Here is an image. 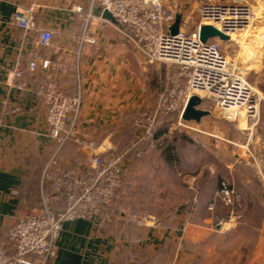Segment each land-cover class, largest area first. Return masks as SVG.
Instances as JSON below:
<instances>
[{"label": "crops", "instance_id": "1", "mask_svg": "<svg viewBox=\"0 0 264 264\" xmlns=\"http://www.w3.org/2000/svg\"><path fill=\"white\" fill-rule=\"evenodd\" d=\"M32 4L38 7L39 27L56 31L51 45L40 52L42 58L66 69L39 66V77L26 76L24 87H19L11 70L20 54L25 59L33 53L38 34L21 28L15 11ZM89 4L90 0H0L1 237L17 215L41 204L42 171L58 145L49 134L47 107L39 93L44 82L53 78L72 94L80 88L83 106L77 131L114 149L135 144V109L150 101L153 84H158L159 92L164 88L161 68L165 66L151 68L114 21L104 17L101 6H94L90 19L73 11ZM83 36L95 42L81 41ZM158 137L157 133L155 139ZM140 143L149 180L174 177L177 184H183L181 177L187 173L188 184L176 186V203L155 211L135 206L137 213L157 218L155 224L141 225L122 212L132 207L126 206L129 200L136 202L134 193L128 192L122 211L104 228L85 219L66 222L49 264H264V208L255 219L246 205L250 201L251 208L256 207L264 186L254 184L252 175L233 171L245 150L236 153L233 146H172L165 156L166 146ZM85 159L86 152L73 141L61 149L62 165L77 166ZM129 166L130 162H125L127 175ZM227 177L237 183L247 209L244 220L221 225L219 221L228 217L227 211L222 212L224 205L217 202L214 208L209 207L219 181ZM147 199L152 201V195ZM136 238H141L142 244H135Z\"/></svg>", "mask_w": 264, "mask_h": 264}, {"label": "built area", "instance_id": "2", "mask_svg": "<svg viewBox=\"0 0 264 264\" xmlns=\"http://www.w3.org/2000/svg\"><path fill=\"white\" fill-rule=\"evenodd\" d=\"M95 5L111 12L116 29L137 46L148 62L166 65L168 85L160 90L155 107L140 108L135 114L133 126L138 132L135 144L152 142L157 129L171 113H178V124L183 125L181 114L190 95L197 92L212 99L226 112L227 119L240 120L242 116L247 125H258L261 105L252 85L221 50L217 38L203 42L199 35L201 24H212L229 35L230 40H235L236 35L251 37L260 20L251 4L243 0L203 2L200 21L194 31H189L190 17L186 11L173 9L165 0H90L88 8L80 5L73 11L84 13L90 19ZM37 11L34 4L18 7L15 11L17 24L27 33L38 34L33 53L25 59L20 54L11 70L12 80L17 81L19 87H24L26 76L39 77V66L44 70L50 67L66 69L65 65L42 58L40 52L51 45L56 31L39 27ZM177 12H182L183 19L179 32L171 34L169 28ZM84 40L95 42L91 37L83 36L81 41ZM39 93L47 107L49 134L58 145L42 171L41 204L17 215L12 226L0 237V264H49L66 222L85 219L94 222L99 229L104 228L113 219L111 206L127 193L125 162L130 160L129 150H115L77 131L83 106L82 90L68 93L51 78L40 86ZM68 141L84 150L86 159L77 166H58L61 149ZM135 155L141 156V151ZM2 160L0 154V174ZM262 164L264 160L257 163L258 174L264 182ZM217 202L229 209L228 220H220V224L239 221L243 198L227 180L221 181L209 208H214ZM123 212L141 225L157 223L155 216L137 213L131 207ZM142 241L141 238L133 240L135 244H142Z\"/></svg>", "mask_w": 264, "mask_h": 264}, {"label": "rangeland", "instance_id": "3", "mask_svg": "<svg viewBox=\"0 0 264 264\" xmlns=\"http://www.w3.org/2000/svg\"><path fill=\"white\" fill-rule=\"evenodd\" d=\"M166 3L173 9L185 10L189 19V31H194L198 26L200 21V8L203 2L206 1H217V0H165ZM248 2L256 10L258 16L260 17L259 22L257 23V28L255 33L252 32L251 37H238L236 35L235 40L221 41L219 40L220 48L230 60L232 64H235L237 71L243 74L250 84L253 87L255 95L260 99V121L256 127H251L244 122L243 117L238 119H227L225 117L226 112L217 107L212 99L205 95V93H198L203 97L201 104L202 108L208 109L211 111V115L203 117L200 123L195 121H184L183 125L178 124V118L173 116L168 123H163L157 130L156 134L160 135L159 139H154L153 144L157 146H168L165 147V156L171 151L170 147L172 146H233L236 153H240L241 150H245V154L241 157L240 162L237 163L235 170L242 175H252L254 178V184H262L260 175L258 174V165L259 160H264V0H243ZM234 35L232 36V39ZM146 60V59H145ZM148 62V61H147ZM151 68L157 65L159 67H166L165 64H156L151 63ZM157 69V72L161 71L162 74L166 72V68ZM164 80V81H163ZM164 87L168 85L166 78L162 79ZM158 84L152 85L151 99L145 105H142L135 109L134 115L136 112L143 107L153 108L156 105L159 88ZM134 120V119H133ZM132 120V124H133ZM134 127V126H133ZM135 133L136 129L134 127ZM160 130V131H159ZM160 132V134H159ZM133 136L131 137V139ZM130 139V140H131ZM134 139V138H133ZM242 146V147H241ZM129 146H118L115 150L126 151ZM164 156V157H165ZM160 158L161 156L158 155ZM130 166L128 169L129 174L126 173L125 187L127 193L130 192L132 198L136 199V202H132L128 199V204L126 206H135L140 207V209L155 211L158 210L161 206H173L177 199L178 195L176 191L177 185H186L188 184V178L183 174L184 183H176L177 179L172 177L170 179L158 180V178L149 180L148 177H145L144 174V157H130L129 158ZM232 159L234 155L232 154ZM257 161V162H256ZM264 168V164H262ZM244 170V171H243ZM243 172V173H242ZM235 175V174H234ZM233 175V176H234ZM162 176V175H157ZM170 177V175H169ZM231 177H227L222 180H227L230 182L238 191L237 183L233 182ZM235 178V176H234ZM233 178V179H234ZM179 179V177H178ZM167 180V181H166ZM182 181V179L180 180ZM221 181H219L221 183ZM183 186V187H184ZM220 186V184L218 185ZM179 192V191H178ZM152 195L153 200L147 199ZM128 196V195H127ZM126 196V198H127ZM146 196V199L144 198ZM130 197V195L128 196ZM156 198V199H155ZM244 200V199H243ZM140 201V202H139ZM248 201L246 204L249 207V210H252L253 217L256 219L259 216L260 208H264V193L257 197L256 207L251 208L253 204ZM222 203V202H221ZM222 205H224L222 203ZM246 205L243 206L241 211V217L239 221L245 219L246 215ZM225 206V205H224ZM222 206V212H228V207ZM228 217L225 218L228 220ZM222 225V224H221Z\"/></svg>", "mask_w": 264, "mask_h": 264}, {"label": "water", "instance_id": "4", "mask_svg": "<svg viewBox=\"0 0 264 264\" xmlns=\"http://www.w3.org/2000/svg\"><path fill=\"white\" fill-rule=\"evenodd\" d=\"M103 15L107 19L115 22L113 15L108 10H104ZM182 19V12H177L175 14V20L169 28L171 34H176L179 32ZM199 35L201 41L203 42H207L209 39L213 38H218L221 41L230 40L229 35L212 24H201L199 28ZM202 101L203 97L199 94H191L181 114V119L184 121H195L196 123H200L203 117L211 115L210 110L201 107Z\"/></svg>", "mask_w": 264, "mask_h": 264}, {"label": "trees", "instance_id": "5", "mask_svg": "<svg viewBox=\"0 0 264 264\" xmlns=\"http://www.w3.org/2000/svg\"><path fill=\"white\" fill-rule=\"evenodd\" d=\"M159 94V93H158ZM173 116H176L178 119H179V114L178 113H171V114H169V115H167V117H166V123H168V122H170L171 121V119H173ZM134 117H135V115H133V119H134ZM132 119V120H133ZM133 125V124H132ZM160 127V126H159ZM143 143V142H142ZM141 143H139V142H137L136 144H133V146H129L128 147V155H129V157H133V158H135V157H137L136 155H135V153L137 152V151H141V156H139V157H142L143 156V146H139ZM138 157V158H139ZM58 166H63L62 164H61V162H59L58 163ZM127 194L128 193H126L125 195H123L121 198H119V199H117L114 203H113V205L111 206L112 207V210H113V219H112V221L111 222H109L108 224H110V223H112V222H114V220H116L115 218L120 214V212L122 211V210H120V208L122 207V205L125 203V201H126V196H127ZM123 212V211H122ZM132 221V220H131ZM133 222V221H132ZM12 226V225H11ZM9 228V227H8ZM8 228L4 231V233L2 232V234H5L6 233V231L8 230ZM2 236H4V235H2ZM0 237H1V235H0Z\"/></svg>", "mask_w": 264, "mask_h": 264}, {"label": "bare ground", "instance_id": "6", "mask_svg": "<svg viewBox=\"0 0 264 264\" xmlns=\"http://www.w3.org/2000/svg\"><path fill=\"white\" fill-rule=\"evenodd\" d=\"M233 36V35H232ZM198 93H200V92H197L196 94H198Z\"/></svg>", "mask_w": 264, "mask_h": 264}]
</instances>
